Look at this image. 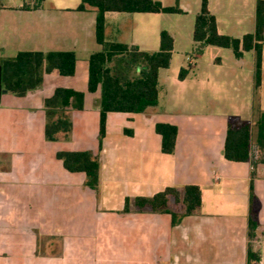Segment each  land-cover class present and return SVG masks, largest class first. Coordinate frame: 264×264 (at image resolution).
<instances>
[{
    "label": "crops",
    "instance_id": "crops-1",
    "mask_svg": "<svg viewBox=\"0 0 264 264\" xmlns=\"http://www.w3.org/2000/svg\"><path fill=\"white\" fill-rule=\"evenodd\" d=\"M79 3L0 0V60L21 51L73 52L76 57L70 77L50 73L39 88L24 96L1 94L0 264H129L126 256L135 260L130 264H246L250 185L258 200V244L260 264H264V163L254 167L250 161L223 156L228 117L248 121L254 132L256 117L264 111V33L257 87L253 50L244 51L240 58L233 55L234 62L222 75L215 68L222 62L216 59L198 80L194 71H188L183 80L178 73L168 72L172 50L169 67L158 71L157 105L151 114H107L98 195L84 187L82 172H68L56 158L61 150L98 153L95 98L99 91L88 92L87 68L89 55L101 45L95 36L94 9L78 11ZM120 13H105L106 39L157 51L159 35L157 47H151L135 20L128 34L119 18L110 22L109 16ZM216 24L218 33L224 34L217 19ZM254 30L255 21L235 37ZM249 53L253 54L251 63L246 60ZM187 64L195 66L196 62L189 59ZM161 70L166 71L163 76ZM196 84L219 96L207 97L208 107L203 102L199 106L191 97ZM57 87L83 92L84 106L70 113L69 139L51 142L44 137L42 103ZM249 89L259 93L255 104L254 93L251 100L248 97ZM156 123L177 129L171 154L161 151ZM185 185L199 187L201 205L175 225L166 213H121L126 197H151L166 187ZM44 237L63 240L60 257L33 258ZM97 239L103 240L99 251L87 244ZM79 246L86 252L79 255Z\"/></svg>",
    "mask_w": 264,
    "mask_h": 264
},
{
    "label": "trees",
    "instance_id": "trees-1",
    "mask_svg": "<svg viewBox=\"0 0 264 264\" xmlns=\"http://www.w3.org/2000/svg\"><path fill=\"white\" fill-rule=\"evenodd\" d=\"M41 0H38L40 2ZM207 0H201L199 12L195 16L192 39L194 53L199 55L206 46L228 48L236 58L244 51L255 52L254 85L261 81V59L264 33V0H256L255 30L242 38H236L217 31L216 18L208 10ZM93 8L95 11V36L101 49L88 57L87 89L89 93L99 91L95 98L99 107L98 153L85 151H57L56 158L68 172H82L84 187L99 195L101 150L105 136L106 116L109 112L151 114L157 105L158 71L170 65L173 50L172 35L159 31L157 51H143L137 45L108 41L105 37V13H182L179 4L163 5L159 0H80L76 10ZM76 57L73 52L21 51L12 57L0 60L3 92L24 96L42 85L44 75L54 73L70 77L74 74ZM190 64L181 67L178 79L183 80ZM45 114L44 137L46 141L69 139L72 130L70 113L83 109L84 93L67 87H57L43 99ZM155 131L161 137V151H174L177 129L168 123H156ZM127 132V130H126ZM223 156L232 161H250L252 166L264 163V111L258 113L254 122V132L248 121L237 116H229L223 146ZM181 203L182 212L169 211L170 199ZM137 209L147 208L152 212L168 213L173 225L185 215L198 211L201 192L196 185L181 188L166 187L151 197H128L124 200L123 212H128L130 204ZM258 200L250 185L248 212V246L246 264H260V245L257 220Z\"/></svg>",
    "mask_w": 264,
    "mask_h": 264
},
{
    "label": "rangeland",
    "instance_id": "rangeland-1",
    "mask_svg": "<svg viewBox=\"0 0 264 264\" xmlns=\"http://www.w3.org/2000/svg\"><path fill=\"white\" fill-rule=\"evenodd\" d=\"M166 6H174L179 4V6L183 9L182 13H131V14H116L109 16L110 22L111 18H119L120 27L128 34L131 30V24L133 20H135L139 24L140 33L145 32L147 38L151 42V47H157L158 44V35L159 31L164 29L168 31L174 41L173 45V55H172V63L169 67L170 73L177 74L179 72L180 66L185 67L187 61L191 59L193 62H196V65H191L189 71H194V76H196L195 80L203 78V73L209 71V64H212L216 59L221 60L222 66L215 67L216 70L220 71L221 75L223 74L225 67L231 65L234 62V57L230 49L221 48L217 46H207L203 49V52L199 55L194 53V42L192 39V30L194 25L195 16L199 12L201 0H159ZM210 2V7L212 12L214 13L216 19L219 22L220 29L226 35H230L235 37L238 35L243 29L249 30L253 27L255 21V8H254V0H208ZM115 16V17H112ZM115 21V20H114ZM155 39L154 44L152 45V41ZM150 47V46H149ZM247 62L251 63L253 61V54L249 53L247 55ZM165 70H161L160 74L163 76L165 74ZM201 78V79H202ZM246 85V84H245ZM253 90L249 89L248 97L251 100L253 95ZM223 94H221L222 96ZM261 95L264 96V78L263 84L261 87ZM218 97L219 94L213 93L212 89L209 87L201 88V85L196 84L193 94L191 97L195 98V100L199 101L200 104H207V97ZM254 104L257 102L259 98V93L255 91L254 93ZM230 97V95H229ZM4 100V97L1 98V101ZM264 104H262L263 106ZM198 106V107H199ZM206 106V105H205ZM199 111V110H197ZM182 204L173 200L172 198L169 200L167 205V209L169 211L174 212H182L183 207ZM124 214H143V213H157L161 212H152L147 208L145 209H137L134 204H130L128 212H121ZM168 214V213H166ZM63 242L60 238H50L44 237L40 240V247L38 246L37 251H35L34 259L39 257V255L46 258H54L60 257V245ZM95 242V243H94ZM101 243L103 240H88V245H91L96 249H100ZM111 243V242H110ZM112 246V244H110ZM49 247V248H48ZM80 247V246H79ZM87 247V245H86ZM81 252L85 253L86 250L83 247L79 248ZM59 255V256H58ZM32 258V256H30ZM127 261L126 263L134 262L135 260L131 257H124Z\"/></svg>",
    "mask_w": 264,
    "mask_h": 264
},
{
    "label": "water",
    "instance_id": "water-1",
    "mask_svg": "<svg viewBox=\"0 0 264 264\" xmlns=\"http://www.w3.org/2000/svg\"><path fill=\"white\" fill-rule=\"evenodd\" d=\"M2 92H3V89H2V83H1V65H0V97H1Z\"/></svg>",
    "mask_w": 264,
    "mask_h": 264
}]
</instances>
